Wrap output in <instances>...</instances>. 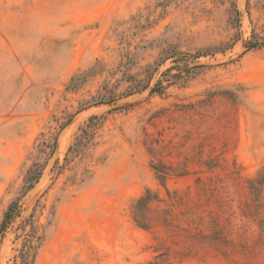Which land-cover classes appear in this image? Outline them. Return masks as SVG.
<instances>
[{"label":"rangeland","instance_id":"374dc122","mask_svg":"<svg viewBox=\"0 0 264 264\" xmlns=\"http://www.w3.org/2000/svg\"><path fill=\"white\" fill-rule=\"evenodd\" d=\"M252 31L264 45V0H0V221L47 160L0 264L18 261L30 218L42 236L32 264H146L154 249L168 264H264V46L245 50ZM91 116V140L69 153ZM57 131L48 158L38 148ZM158 163L181 220L200 214L225 236L219 250L185 221L134 223L145 188L167 198Z\"/></svg>","mask_w":264,"mask_h":264},{"label":"trees","instance_id":"16d2710c","mask_svg":"<svg viewBox=\"0 0 264 264\" xmlns=\"http://www.w3.org/2000/svg\"><path fill=\"white\" fill-rule=\"evenodd\" d=\"M258 35L255 31H252L251 37L244 42L245 50L258 49L263 45V42L259 41ZM196 57L201 56L200 52L196 53ZM171 58L173 59L170 53L164 55L160 63L164 60ZM98 62V61H97ZM158 63V64H160ZM171 67L167 68L164 72L170 70ZM151 73L148 76V79L151 78ZM87 78V73H77L71 76L69 79L66 88L72 89L77 85V81H83ZM147 83L142 85L140 90L147 88ZM162 85V79H158L155 84L150 88V93H162L164 90ZM96 119L95 116H91L88 119V123L85 127L79 128L80 132L75 137V142L68 147V152H79L83 146H85L89 140H91L94 129L97 125L93 123ZM71 118L69 117L64 123L60 125V130H62L67 124H69ZM58 136L59 131H57L53 137L52 141L47 142L43 147H39L38 150L45 152L47 157L50 158L53 156L58 149ZM68 152L65 159L68 160ZM56 166L61 169L62 165L58 164V159L55 160ZM47 160L43 162L34 161L27 168L25 175V185L22 194L16 199L12 200L6 207L2 219L0 221V245L2 242L3 235L9 225L20 215V198L26 194L28 190L34 187V185L40 180L41 175L46 167ZM154 174L164 188L167 198L160 196L158 192H154L149 188H145L144 192L133 202L131 206V216L134 223L142 229L150 230L154 221H157L160 225L164 227L166 231H174L175 228H180L177 222L185 221L187 223V228L184 229L187 232V236L196 240V242L204 243L206 246H213L219 250V247L225 245L227 240L225 236L219 237L220 232L212 231L207 233L204 227L203 217L200 214H191L190 218L181 220V215L185 216L183 212L177 213V200L171 196V192L166 186V179L169 175L167 167L164 164L152 165ZM260 190H257L254 193L255 197L259 198ZM164 206H161V205ZM154 205V206H153ZM180 216V217H179ZM32 217V214H31ZM187 218V217H186ZM216 224V223H215ZM30 229H26V224H22L21 230L24 232V240L22 246L19 250L18 261H15V264H32L36 256V251L40 246V240L42 236L39 235L33 225L32 219H29ZM35 242H37L35 244ZM155 255L153 259L146 264H168L170 258V253L159 252L157 249H154Z\"/></svg>","mask_w":264,"mask_h":264}]
</instances>
